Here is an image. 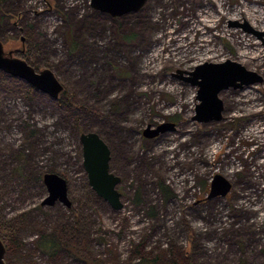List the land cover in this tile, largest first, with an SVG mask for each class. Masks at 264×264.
I'll return each instance as SVG.
<instances>
[{
  "label": "rangeland",
  "instance_id": "374dc122",
  "mask_svg": "<svg viewBox=\"0 0 264 264\" xmlns=\"http://www.w3.org/2000/svg\"><path fill=\"white\" fill-rule=\"evenodd\" d=\"M0 41L66 96L0 70L7 264H264V0H146L121 16L90 0H4ZM228 60L261 80L236 79L218 93L220 120H194L198 67ZM90 131L109 147L121 209L88 183L79 135ZM46 172L66 179L69 207L41 205ZM215 174L231 183L225 196H208ZM54 230L78 256L37 248Z\"/></svg>",
  "mask_w": 264,
  "mask_h": 264
},
{
  "label": "water",
  "instance_id": "95a60500",
  "mask_svg": "<svg viewBox=\"0 0 264 264\" xmlns=\"http://www.w3.org/2000/svg\"><path fill=\"white\" fill-rule=\"evenodd\" d=\"M146 0H90V6L100 12L109 13L112 16L139 10ZM24 51V39L20 38ZM0 70L14 77L23 79L33 88L48 94L51 98L57 99L63 89V85L56 78L50 69L36 71L24 59L13 56L12 51L5 52L3 43L0 41ZM197 81L198 98L200 104L196 106L194 120L198 122L218 121L221 119L222 102L218 97L221 89L230 85L236 86V79L242 82L252 83L261 80L258 75L248 71L241 64L235 61L225 63H206L198 67ZM254 76L247 78L246 76ZM240 86V85H238ZM164 126L172 127V124L159 125L151 128L147 125L142 134L146 138H153L164 130ZM82 145V165L86 172L87 180L92 190L115 209H121V192L117 189L120 177L110 171L109 160L110 150L105 141L96 132H82L79 135ZM47 194L41 201V205L51 206L56 202L69 207L71 202L68 198V187L65 178L55 172H46L42 176ZM231 188V183L221 174H215L210 183L209 197L225 196ZM5 244L0 238V264H6L4 260Z\"/></svg>",
  "mask_w": 264,
  "mask_h": 264
},
{
  "label": "trees",
  "instance_id": "16d2710c",
  "mask_svg": "<svg viewBox=\"0 0 264 264\" xmlns=\"http://www.w3.org/2000/svg\"><path fill=\"white\" fill-rule=\"evenodd\" d=\"M3 1L4 0H0V2H3ZM71 47H72L71 49L73 50L74 45L72 44ZM24 50H25V43H24ZM63 97H66L65 96V89H63L59 93L58 98L62 99ZM161 188L165 192V194H167L165 187L162 186ZM8 231H11V230H8ZM7 237H9V236H7ZM0 238L3 240L5 247L7 249V245L5 243L6 235L3 234L1 231H0ZM36 246L41 252L48 254L51 257L55 256L56 252L59 250H65L66 252L73 255L74 257L78 256L76 249L71 244H69L68 241L61 240L59 238L58 231H55V230L48 233V234L41 235L39 237V239L37 240ZM86 262H87V264H109V263H105L99 259L86 260ZM157 263H158V261L156 260V258H144L143 257L135 264H157ZM6 264H7V262H6ZM173 264H175V263H173Z\"/></svg>",
  "mask_w": 264,
  "mask_h": 264
}]
</instances>
